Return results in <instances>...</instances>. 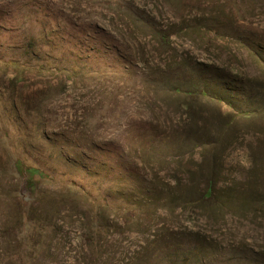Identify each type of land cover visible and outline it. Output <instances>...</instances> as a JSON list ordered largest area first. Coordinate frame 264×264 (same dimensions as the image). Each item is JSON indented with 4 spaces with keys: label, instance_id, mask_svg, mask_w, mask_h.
<instances>
[{
    "label": "rangeland",
    "instance_id": "rangeland-1",
    "mask_svg": "<svg viewBox=\"0 0 264 264\" xmlns=\"http://www.w3.org/2000/svg\"><path fill=\"white\" fill-rule=\"evenodd\" d=\"M0 23V58L75 72L0 66V264H264V0H0Z\"/></svg>",
    "mask_w": 264,
    "mask_h": 264
},
{
    "label": "trees",
    "instance_id": "trees-1",
    "mask_svg": "<svg viewBox=\"0 0 264 264\" xmlns=\"http://www.w3.org/2000/svg\"><path fill=\"white\" fill-rule=\"evenodd\" d=\"M34 5H32L33 7ZM27 15H23L22 18L26 17ZM34 21L38 22V19H34ZM3 27V24L0 23V28ZM39 27L41 29V33L46 32V25H44L42 22H39ZM13 50L18 51L19 54L23 56V59H25V62H22L21 59H11V60H5L3 58H0V66L4 69H11L15 68L19 70V65H25L28 66L30 64L34 63V67L39 69L40 71H50L53 69V65H55L56 70L57 69H64V70H59L63 71L66 75L68 74H75L73 67H68L67 64L62 66L60 68V64L62 61L65 60V56L67 57H73V54L71 53H66L64 52L61 56V58H56L55 56H50L48 54H45L46 57L41 56L40 54H35V51L37 50V46L34 45V42L32 43H27L25 45H16L13 47ZM76 59V57H75ZM17 169L19 173L23 172V176L27 177L26 182L28 183V186L30 187L31 190L34 191L37 181L35 182V177H40L42 178L44 176L43 172H40L39 169L35 167H26L22 168L21 162L16 161ZM23 170V171H22ZM211 194V191H207L206 195L209 196Z\"/></svg>",
    "mask_w": 264,
    "mask_h": 264
}]
</instances>
